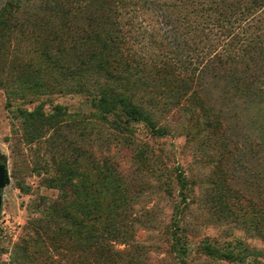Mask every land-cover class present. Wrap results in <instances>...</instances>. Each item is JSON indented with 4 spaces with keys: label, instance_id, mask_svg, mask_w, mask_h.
<instances>
[{
    "label": "trees",
    "instance_id": "obj_1",
    "mask_svg": "<svg viewBox=\"0 0 264 264\" xmlns=\"http://www.w3.org/2000/svg\"><path fill=\"white\" fill-rule=\"evenodd\" d=\"M25 28L36 34L51 70L76 81L77 94L99 119L121 132L141 123L158 138L184 133L195 121L209 144L218 143L232 159L253 158L256 177H263L264 0H4L0 63L10 50L1 39L15 40ZM127 31H145L141 51ZM40 58L23 64L34 73L48 70ZM131 86L141 88V101L125 92ZM25 89L15 91L26 96ZM65 110L57 105L48 114L38 106L27 113L18 107L25 136L36 125L59 136ZM244 116L254 135L236 139L233 122ZM194 136L188 129L189 142ZM135 149L141 150V171L172 201L171 248L188 264L194 245L185 223L197 201L194 164L170 168L148 143ZM167 158L180 159L174 149ZM56 165L52 186L59 194L35 209L33 223H39L16 244L8 264H141L134 215L139 185L113 162L93 163L86 172L82 160L72 162L62 151ZM254 214V231L264 240V206L256 204ZM240 246L200 243L211 258L258 264L262 252L241 254L247 248Z\"/></svg>",
    "mask_w": 264,
    "mask_h": 264
},
{
    "label": "rangeland",
    "instance_id": "obj_2",
    "mask_svg": "<svg viewBox=\"0 0 264 264\" xmlns=\"http://www.w3.org/2000/svg\"><path fill=\"white\" fill-rule=\"evenodd\" d=\"M25 29V35L19 31L15 40L1 39L10 50L0 63V161L8 164L10 183L3 192L0 214V264L10 262L16 244L39 223H33L38 217L35 209L59 194L52 180L58 174L56 164L62 151L72 162L76 158L82 160L86 172L93 169V163L118 164L120 171L139 185L134 215L139 221L135 239L141 243V264H184L186 261L173 252L168 234L172 201L156 180L141 171L144 162L140 160L141 154L137 157L141 150L135 147L144 142L153 147L170 168L179 163L194 164L197 201L187 211L185 223L194 245L188 264H252L211 258L202 252V241L219 248L240 244V249L247 248L241 254L261 251L257 261L264 264V240L254 231L253 223L255 205L264 206V173L262 178L256 177L258 163L253 158L241 161L222 154L219 144L214 141L209 144L208 133L195 121L187 123L184 133L168 138L153 137L141 123H132L129 132L115 129L110 122L96 117L91 103L77 94L75 80L66 81L62 74L51 70L46 57L41 55L44 47H39L36 34ZM127 32L131 45L141 51L145 31ZM32 58L36 63L40 58L44 67L49 65L50 68L32 72L23 64ZM18 85L22 89L27 87L26 96L16 93ZM125 92L134 93L136 101H141V88L131 86ZM57 105L66 108L59 136L52 137L40 125L31 129L29 137L25 136L28 127L23 125L25 121L18 107L32 113L40 106L46 113L53 114ZM233 125L236 139H242L244 134L254 135L246 116ZM188 129L195 135L194 142H189ZM59 137L61 142H58ZM172 149L179 160L167 158V152ZM195 154L203 158L195 159Z\"/></svg>",
    "mask_w": 264,
    "mask_h": 264
},
{
    "label": "water",
    "instance_id": "obj_3",
    "mask_svg": "<svg viewBox=\"0 0 264 264\" xmlns=\"http://www.w3.org/2000/svg\"><path fill=\"white\" fill-rule=\"evenodd\" d=\"M10 183V174L8 169V164L6 162L0 163V214L3 208V192L4 189Z\"/></svg>",
    "mask_w": 264,
    "mask_h": 264
},
{
    "label": "flooded vegetation",
    "instance_id": "obj_4",
    "mask_svg": "<svg viewBox=\"0 0 264 264\" xmlns=\"http://www.w3.org/2000/svg\"><path fill=\"white\" fill-rule=\"evenodd\" d=\"M0 163H1V161H0Z\"/></svg>",
    "mask_w": 264,
    "mask_h": 264
}]
</instances>
